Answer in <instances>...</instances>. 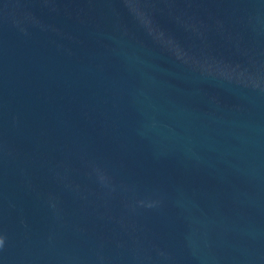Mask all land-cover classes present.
Masks as SVG:
<instances>
[{
	"label": "water",
	"instance_id": "1",
	"mask_svg": "<svg viewBox=\"0 0 264 264\" xmlns=\"http://www.w3.org/2000/svg\"><path fill=\"white\" fill-rule=\"evenodd\" d=\"M0 264H264V0H0Z\"/></svg>",
	"mask_w": 264,
	"mask_h": 264
},
{
	"label": "clouds",
	"instance_id": "2",
	"mask_svg": "<svg viewBox=\"0 0 264 264\" xmlns=\"http://www.w3.org/2000/svg\"><path fill=\"white\" fill-rule=\"evenodd\" d=\"M0 243H2V241H0Z\"/></svg>",
	"mask_w": 264,
	"mask_h": 264
}]
</instances>
